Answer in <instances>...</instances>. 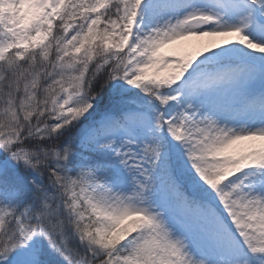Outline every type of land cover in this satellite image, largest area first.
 Segmentation results:
<instances>
[{
    "label": "snow or ice",
    "instance_id": "6c2138e0",
    "mask_svg": "<svg viewBox=\"0 0 264 264\" xmlns=\"http://www.w3.org/2000/svg\"><path fill=\"white\" fill-rule=\"evenodd\" d=\"M0 264H264V0H0Z\"/></svg>",
    "mask_w": 264,
    "mask_h": 264
},
{
    "label": "rangeland",
    "instance_id": "374dc122",
    "mask_svg": "<svg viewBox=\"0 0 264 264\" xmlns=\"http://www.w3.org/2000/svg\"><path fill=\"white\" fill-rule=\"evenodd\" d=\"M196 43H200L197 41H192V42H184L182 45H174V46H170L171 48H177L179 49L181 52H191L194 51V47L193 45ZM169 49H165V51H168Z\"/></svg>",
    "mask_w": 264,
    "mask_h": 264
}]
</instances>
